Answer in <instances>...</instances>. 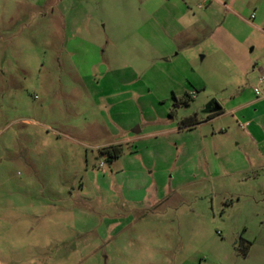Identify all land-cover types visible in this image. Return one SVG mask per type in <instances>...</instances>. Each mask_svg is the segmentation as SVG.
<instances>
[{
	"label": "rangeland",
	"instance_id": "374dc122",
	"mask_svg": "<svg viewBox=\"0 0 264 264\" xmlns=\"http://www.w3.org/2000/svg\"><path fill=\"white\" fill-rule=\"evenodd\" d=\"M261 78L264 0H0V264H264Z\"/></svg>",
	"mask_w": 264,
	"mask_h": 264
},
{
	"label": "trees",
	"instance_id": "16d2710c",
	"mask_svg": "<svg viewBox=\"0 0 264 264\" xmlns=\"http://www.w3.org/2000/svg\"><path fill=\"white\" fill-rule=\"evenodd\" d=\"M220 113L221 111H219L217 114H220ZM198 124L199 122L197 121L196 117L187 118L182 121L183 128H192ZM102 153L104 155H107L109 159L115 160V159L120 158L123 155L124 149L122 146H111L110 148L104 149ZM245 254L247 255L246 251H245Z\"/></svg>",
	"mask_w": 264,
	"mask_h": 264
},
{
	"label": "built area",
	"instance_id": "2783aa9c",
	"mask_svg": "<svg viewBox=\"0 0 264 264\" xmlns=\"http://www.w3.org/2000/svg\"><path fill=\"white\" fill-rule=\"evenodd\" d=\"M251 18L254 19V15ZM261 81L263 82L264 81V78H261Z\"/></svg>",
	"mask_w": 264,
	"mask_h": 264
},
{
	"label": "crops",
	"instance_id": "0c3cea01",
	"mask_svg": "<svg viewBox=\"0 0 264 264\" xmlns=\"http://www.w3.org/2000/svg\"><path fill=\"white\" fill-rule=\"evenodd\" d=\"M259 101V100H258ZM262 101H260V103H261ZM219 111H221V109H219ZM252 123H254V121L252 120Z\"/></svg>",
	"mask_w": 264,
	"mask_h": 264
}]
</instances>
